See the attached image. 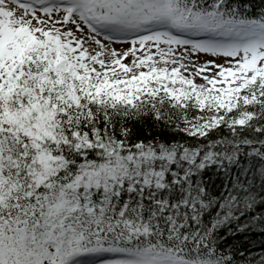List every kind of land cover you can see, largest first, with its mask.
Returning a JSON list of instances; mask_svg holds the SVG:
<instances>
[{
    "label": "snow or ice",
    "instance_id": "1",
    "mask_svg": "<svg viewBox=\"0 0 264 264\" xmlns=\"http://www.w3.org/2000/svg\"><path fill=\"white\" fill-rule=\"evenodd\" d=\"M0 264H264V0H0Z\"/></svg>",
    "mask_w": 264,
    "mask_h": 264
}]
</instances>
